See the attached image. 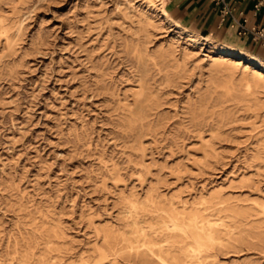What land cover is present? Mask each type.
<instances>
[{"label": "rangeland", "instance_id": "rangeland-1", "mask_svg": "<svg viewBox=\"0 0 264 264\" xmlns=\"http://www.w3.org/2000/svg\"><path fill=\"white\" fill-rule=\"evenodd\" d=\"M186 30L0 0V264H264V74Z\"/></svg>", "mask_w": 264, "mask_h": 264}, {"label": "crops", "instance_id": "crops-1", "mask_svg": "<svg viewBox=\"0 0 264 264\" xmlns=\"http://www.w3.org/2000/svg\"><path fill=\"white\" fill-rule=\"evenodd\" d=\"M260 1L256 14L255 4ZM166 3V4H165ZM237 19H247L249 25L264 26V0H230ZM166 14L193 34L216 42L217 46L230 47L264 62V47L249 36H241L232 27L230 18L221 22L211 0H164Z\"/></svg>", "mask_w": 264, "mask_h": 264}, {"label": "built area", "instance_id": "built-area-1", "mask_svg": "<svg viewBox=\"0 0 264 264\" xmlns=\"http://www.w3.org/2000/svg\"><path fill=\"white\" fill-rule=\"evenodd\" d=\"M220 17V21L223 22L227 18H230L232 27H236V32L241 36H249L254 42L264 47V26L249 25L247 19L239 20L234 15L235 8L230 4V0H211ZM260 1L255 4L254 14L258 11Z\"/></svg>", "mask_w": 264, "mask_h": 264}, {"label": "bare ground", "instance_id": "bare-ground-1", "mask_svg": "<svg viewBox=\"0 0 264 264\" xmlns=\"http://www.w3.org/2000/svg\"><path fill=\"white\" fill-rule=\"evenodd\" d=\"M162 6L164 7V0H161ZM166 4V3H165ZM161 5V4H160ZM159 6V5H158ZM160 9V8H159ZM167 17H169L166 14ZM187 31V30H186ZM189 32V31H188ZM195 35V34H194ZM195 37V36H194ZM220 52L225 53L227 55H233L237 57L240 65L243 63L251 64L254 68L257 69V72L259 74H264V62L260 61L258 58L250 56L244 52H240L239 50L236 51L230 47L220 46L219 47ZM221 56V55H220ZM232 57V56H231ZM247 65V64H246ZM255 69V71H256ZM254 71V72H255ZM256 73V72H255ZM263 77V76H262Z\"/></svg>", "mask_w": 264, "mask_h": 264}]
</instances>
